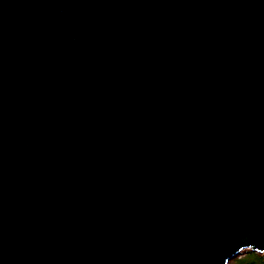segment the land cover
Segmentation results:
<instances>
[{"label": "water", "instance_id": "1", "mask_svg": "<svg viewBox=\"0 0 264 264\" xmlns=\"http://www.w3.org/2000/svg\"><path fill=\"white\" fill-rule=\"evenodd\" d=\"M264 252V0H0V264Z\"/></svg>", "mask_w": 264, "mask_h": 264}, {"label": "trees", "instance_id": "2", "mask_svg": "<svg viewBox=\"0 0 264 264\" xmlns=\"http://www.w3.org/2000/svg\"><path fill=\"white\" fill-rule=\"evenodd\" d=\"M245 256L243 258H234L231 263L234 264H264V252L257 253L250 250H244ZM230 263V264H231ZM229 264V262H228Z\"/></svg>", "mask_w": 264, "mask_h": 264}, {"label": "rangeland", "instance_id": "3", "mask_svg": "<svg viewBox=\"0 0 264 264\" xmlns=\"http://www.w3.org/2000/svg\"><path fill=\"white\" fill-rule=\"evenodd\" d=\"M244 251V250H243ZM243 251H241L239 254H237L236 256H234L232 259H230L229 264L231 263V260H233L234 258H243L245 256V253H243ZM234 264V263H231Z\"/></svg>", "mask_w": 264, "mask_h": 264}]
</instances>
